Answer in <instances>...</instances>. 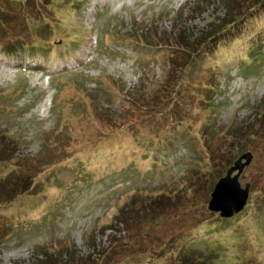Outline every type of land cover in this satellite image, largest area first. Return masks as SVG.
Here are the masks:
<instances>
[{"label":"rangeland","instance_id":"obj_1","mask_svg":"<svg viewBox=\"0 0 264 264\" xmlns=\"http://www.w3.org/2000/svg\"><path fill=\"white\" fill-rule=\"evenodd\" d=\"M255 4L0 0V264H264ZM246 150V207L222 217Z\"/></svg>","mask_w":264,"mask_h":264},{"label":"water","instance_id":"obj_2","mask_svg":"<svg viewBox=\"0 0 264 264\" xmlns=\"http://www.w3.org/2000/svg\"><path fill=\"white\" fill-rule=\"evenodd\" d=\"M253 157L251 150L245 151L228 167L226 174L216 181L208 203L211 211L219 212L222 217H230L245 207L251 183L246 182L243 185L240 175Z\"/></svg>","mask_w":264,"mask_h":264},{"label":"trees","instance_id":"obj_3","mask_svg":"<svg viewBox=\"0 0 264 264\" xmlns=\"http://www.w3.org/2000/svg\"><path fill=\"white\" fill-rule=\"evenodd\" d=\"M253 1H254V3H256V4H257V3H262V2H264V0H253ZM256 4H255V5H256ZM246 151H247V150H246ZM244 152H245V151H243L242 153H244ZM252 152H253V151H252ZM242 153H241V154H242ZM241 154H239V155H241ZM239 155H238V156H239ZM215 183H216V182H215ZM213 188H214V187H213ZM245 207H246V205H245ZM245 207H244V208H245ZM244 208H243V209H244ZM243 209H242V210H243ZM242 210H241V211H242ZM238 213H239V212H238ZM235 214H237V213H235ZM235 214H234V215H235ZM234 215H232V216H234ZM232 216H230V217H232ZM107 254H108V253H107ZM177 260H178V262L181 261V257H180V259L176 258V259H174L173 261L176 262ZM182 261H183L182 264H205V263H203V262H195V261L192 260V259L189 260L187 257L182 258Z\"/></svg>","mask_w":264,"mask_h":264},{"label":"clouds","instance_id":"obj_4","mask_svg":"<svg viewBox=\"0 0 264 264\" xmlns=\"http://www.w3.org/2000/svg\"><path fill=\"white\" fill-rule=\"evenodd\" d=\"M237 172V171H236ZM219 213V212H218Z\"/></svg>","mask_w":264,"mask_h":264}]
</instances>
